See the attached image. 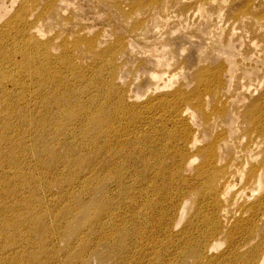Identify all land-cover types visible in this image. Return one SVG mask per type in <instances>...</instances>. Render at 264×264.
Segmentation results:
<instances>
[{
	"label": "rangeland",
	"instance_id": "obj_1",
	"mask_svg": "<svg viewBox=\"0 0 264 264\" xmlns=\"http://www.w3.org/2000/svg\"><path fill=\"white\" fill-rule=\"evenodd\" d=\"M181 1L0 0V99L15 100L19 105L9 118L11 129L22 126V136L32 140L31 144L34 145L33 148H27L28 151L36 149L37 146L49 149L55 140L66 142V145L59 144L58 151L61 154L69 151L72 161L80 165L66 171L68 175L71 172L73 177L72 182L67 185L71 176H64L65 172L48 169L39 172L37 168L22 171L24 177H36L40 173V177L46 176L47 180H52V175L55 174L58 181L60 179L65 183L63 188L52 187L49 193L41 186V179H38V188L28 183H25L24 187L18 186L20 182L18 183L14 172L8 168H0V175H6L5 181L0 183L3 204L8 202L4 200V195L14 190V197L9 201L14 205V199L22 189L18 202L21 208L26 203L32 206V193L40 194L41 204L35 207L41 210L40 223L36 220L31 232L35 238L33 256L38 259L36 264H81V253L84 260H87L85 264H100L98 254L103 248L98 247L96 237L95 240L89 238L87 246L78 241L79 234L64 237L61 236L62 232L85 230L84 222L86 219L97 217L100 206L108 209V214L120 211V220L116 218L117 230H123L128 227L132 217L129 203L140 206L141 201L145 199L143 193L147 192L146 196L153 198L151 200L161 197L168 200L174 198V190L169 189L167 193L159 190V180L147 182L142 187L130 181L134 169L128 154L131 156L132 150L138 146L149 154L159 151L156 159L164 162L166 168L174 164L171 157L160 158V150L165 147V143L171 147L168 142L175 144L177 141L167 137L164 132L166 129L161 128L162 103L176 93L181 95L178 97L192 101L211 95L212 93L208 92L212 90L201 88L200 81L203 76L211 80L210 76L221 71L217 79L228 83L231 92L227 95L225 91H221L223 89L219 82L214 83V93L218 94L210 105L203 106V112L201 110L190 115L189 136H196L200 145L206 146L215 138L219 147L218 154L226 157L228 161L245 149V139L248 142L249 138H253V141L259 142L256 147L246 149L251 158L257 157L258 151L264 148V139L254 133H223L227 122L234 121L237 117L242 120L241 112L247 110V105L249 109L253 100L258 101L256 105H259L264 113V0H224L221 6L220 0ZM179 3L185 6L180 8ZM197 7L200 8L199 11L193 13ZM219 7H222V12ZM227 7L234 8L232 15L226 14ZM203 12H209L210 19L207 14L203 15ZM245 15L259 20L251 39L243 29L231 30L232 25L237 23L235 21ZM218 16L224 20L220 26L221 30L215 29L214 19ZM249 40L258 45L256 50L248 48ZM16 52H21V56L22 53L32 54L35 58L34 66H21L19 62L13 61L10 55ZM231 61L237 65L236 70L227 66ZM36 67L45 68L43 87L40 89L42 91L37 87L38 79H34ZM74 69L80 70L81 74L74 73ZM228 70L237 73L235 80L230 77ZM166 71L174 75L173 86L169 89L160 88V80L153 78V74H164ZM236 84L241 90L235 89ZM2 91H6V94L3 95ZM64 95H68L69 99H79L76 109L70 100L67 107L69 115H66L57 103ZM90 96L96 99L97 105L89 106ZM242 98L244 102L241 105L239 100ZM125 99L130 107L122 105ZM45 101L50 103L45 105ZM154 101L161 104L157 105ZM1 106L0 104V109ZM85 107L90 109L91 113L89 117L80 118L82 124H85L88 118V121H93L95 117H90L91 115L97 114L101 108H107L105 112L108 121L102 130V137H96L94 131L88 137L101 141L99 144L102 145L106 130L115 143V153L110 156L102 152H97L98 156H94L93 152L96 150L91 148L90 142L83 140L82 135L76 138L73 134L79 132V129H87L88 126L77 124L78 129L75 132H63L59 138L50 135L53 131H63L68 127L66 124L72 122V118L75 119L81 114L79 109ZM192 107L194 106L187 102L180 108L191 110ZM222 108L223 116L218 114ZM18 111L19 114L27 111L28 116L34 119L27 121L30 125L26 121L23 122L19 115L15 116ZM173 113L172 111L171 114ZM44 117L47 120L56 118L59 120V126L48 124L43 140H40L35 128ZM4 118L5 115L0 110V124H3ZM235 127L236 124L232 126V131ZM9 136L15 138V134L9 133ZM223 143L227 147L219 146ZM32 145L28 144L27 147ZM29 155L31 156L30 152ZM43 159H48V156ZM23 161L24 165L31 163L35 166L30 157L25 156ZM35 161L39 164L38 159ZM257 161H261L260 156ZM102 165L107 174L115 168L117 171L111 173L112 180L95 183L104 172L103 167L100 169ZM90 166L94 167V172L86 171ZM59 167L60 165H57V169ZM61 168L59 169L62 170ZM92 173L96 174L91 175ZM151 174L153 172L148 175V181ZM117 176L121 177L122 182H115ZM104 183H108L104 188L91 189V186ZM65 189L68 193L76 192L75 196L68 197V200L71 198L70 201L76 204L71 213L66 200L57 197L59 192ZM129 191L132 193L130 198L127 195L122 196L121 192ZM115 205L119 206V210L115 211ZM236 206L239 204L232 202L227 210L232 215L242 214ZM192 207L193 204L189 203L188 210ZM20 210L17 209L10 215L3 207L0 217L5 215L11 220L14 216L16 222H13L17 224L26 220L29 212H32ZM154 214L157 216V212ZM58 216L64 218L62 231L54 232L56 235L51 237L53 233L48 234L46 228H51V221L55 222ZM237 219L234 220L235 223ZM121 222L125 223L123 229L118 228ZM231 225L229 223L228 227ZM97 227L96 225V229ZM87 232H93L92 228L89 227ZM238 233L241 234L242 231ZM148 235L154 236L156 241L163 239L162 231L151 226L148 228ZM44 237H48L46 245ZM15 239L14 236L9 237V242L13 245L3 250L2 256L14 257L16 251L23 247L22 243ZM218 240L224 242L222 237ZM257 241L254 239L252 242ZM2 243L3 237H0V246ZM219 244L216 252H226L227 244ZM84 246L88 248L85 250ZM101 264L120 263H115L107 257Z\"/></svg>",
	"mask_w": 264,
	"mask_h": 264
},
{
	"label": "bare ground",
	"instance_id": "obj_2",
	"mask_svg": "<svg viewBox=\"0 0 264 264\" xmlns=\"http://www.w3.org/2000/svg\"><path fill=\"white\" fill-rule=\"evenodd\" d=\"M181 2H189V0H182ZM223 2L224 0H220L219 5L221 6ZM191 3L193 2L191 1ZM178 6L183 8L185 5L179 3ZM199 9L197 7L193 13L198 12ZM219 11L222 12V7H219ZM233 11L234 8L227 7L226 14L232 15ZM206 14L210 19L209 12H203V15ZM238 15H244V13H238ZM214 21L216 24L215 29L221 30L220 26L223 25L224 20L218 16ZM258 21L249 15H245L235 21L237 23L232 25L231 30L243 29L246 35H249L248 38L251 39L256 31ZM247 46L249 49L252 48L254 50L258 47L251 40L247 41ZM10 58L15 62H19L21 66H34L35 62L32 54L27 55L22 53L21 56V52L12 53ZM227 66L231 70L237 69L234 61L229 62ZM44 70L45 68H34V79H38L36 84L39 90L43 87ZM74 73L81 74V71L74 69ZM220 73L221 71L210 76L213 82L204 76L200 81L202 89L212 90V92H208V94L212 93L211 95H206L196 101H192L191 99H182L178 97L181 95L176 93L172 98L162 103L163 120H160L161 128L166 129L164 132L167 137L176 139L177 141L175 144L168 142L172 145L171 147L165 143V147L160 150V158H173L174 164L172 166L166 168L164 162L156 159L159 151L149 154L147 150L136 146L132 150V155L128 154V157L132 160L131 165L134 169V174H131L130 181H134L139 187H142L147 182L159 180V190L166 193L169 189L174 190V198L168 200V198L161 197L151 200L153 198L147 197V192L143 193L142 195H145V199L141 201L140 206L129 203V212L132 217L129 220L128 227L125 229H123L125 223H120L118 228L123 230H117L116 218L119 219L118 214H120V211L108 214V209L100 206L97 212L98 216L86 219L84 222L83 228L85 230L79 231L78 229V231H74L73 229L69 232H62L61 236L71 237L79 234L78 241L87 246L88 239L92 238L95 240L96 237L98 247L103 248V251L98 254L100 264L106 261L107 257L109 260L120 264H264V148L258 151L257 157L251 158L246 149L256 147L259 142L253 141V138H249L248 142L245 139V145L247 144L244 147L245 149L231 161H228L226 157L218 154L219 147L216 144L215 138L210 145L206 146L200 145V141L196 136H189L188 134L191 130L190 115L194 112L199 113L201 110L203 112V106H208L212 100H215L218 94L217 92L214 93L215 82H219L222 85L223 90L221 91H225L227 95L230 94L231 87L229 84L220 82L217 79ZM228 73L232 79H236L237 73L229 70ZM153 78L160 80V84L158 85L160 88L169 89L173 86L174 75L170 71H166L164 74H153ZM65 87L67 86L65 85ZM235 89L241 90V87L236 84ZM2 94L5 95L6 91H2ZM104 94L107 98L106 91ZM53 100L56 102V97ZM70 100L74 104L75 109L78 108L79 99H69L68 95H64L57 100L58 105L63 108L66 115L70 114L67 108ZM0 101L3 100L0 99ZM95 101L96 99L90 96L89 106L97 105ZM187 102L191 103L194 107L191 110L181 109V105ZM243 102V98L239 100L241 105ZM49 103L48 101L44 102L45 105ZM155 103L157 105L161 104L159 102ZM250 103L252 107L249 106L250 108L248 109L247 105V110L241 112L242 120L240 117H237L234 121L226 123V130L223 131L225 135L242 134L245 131L249 134L254 133L264 139V113L262 112V108L256 105L258 103L257 100H253ZM0 104L2 105L0 110L5 115L3 124H0V168L12 170L18 179V183L20 182L18 186L22 185L24 187L25 183H28L34 184L38 188L40 184L38 183V179H41V186L46 189L47 193L54 186L63 188L65 183L60 179L58 181L55 174L52 175V180H47L46 176L40 177V173L36 177H24L22 171L24 169L35 170L37 168L39 172L44 169H48V171L57 170L59 173L65 172L64 176H71L70 182L66 183V185L70 184L73 177L71 172L68 175L66 171L77 168L80 165L72 161L69 151L65 154H61L58 151L59 144L66 145L67 143L55 140L49 149H42L37 146L36 149L28 151L27 148L34 147L31 144L32 140H27L24 135L22 136V126L11 129L12 124L9 122V118L13 116L16 106L19 107L17 101L8 100ZM122 105L126 108L130 107L126 99ZM106 109L101 108L97 114L91 115L90 117L95 118L91 122L88 121V118L85 124L80 123V118L83 116L89 117L91 111L87 107L79 109L81 114L75 119L72 118V122L66 124L68 127L64 128L63 131H53L54 134L51 132L50 135L52 137L55 135L57 138L63 132H75L78 129L77 124L88 126L87 129H79V132L73 134L76 138L82 135L83 140L90 142L91 148L96 150V152H93L94 156H98L97 152L110 156L112 153H115V143H113L106 130L104 131L102 145L99 144L101 141L88 137L92 131H94L93 133L96 137H102V130L108 121ZM172 111L174 112L173 114H171ZM223 112L224 109L219 111L218 114L223 116ZM18 115L23 122L34 120L28 116L27 111L20 114L18 111L15 116ZM204 117L205 114H203V120ZM206 119L208 120L207 115ZM39 121L40 125L35 130L38 134L37 138L40 140H43L44 130L48 124L54 123L55 126H59V120L56 118L47 120L44 117ZM27 124L30 125L28 122ZM215 124L216 122H214ZM234 124H236V127L232 131ZM9 133L15 134V138L10 137ZM28 144L32 146L27 147ZM38 144H40V141H38ZM219 146L227 147L225 143ZM52 150L53 152H51ZM25 156L30 157L31 162L36 167L31 163L24 165L23 158ZM44 156H48V159H43ZM109 156L107 157L108 159ZM258 156L261 157V161L259 162L257 161ZM33 158L38 159L40 165ZM151 158L153 159L151 160ZM57 165H60L63 171L59 169L60 167L57 169ZM148 166L154 169L151 170ZM102 167L104 172L95 183L112 180L111 173H116L117 171L115 168L107 174L103 165L100 169ZM89 170L94 172V167L90 166L86 171L89 172ZM150 172H153V174H151L152 176L148 181ZM94 174L96 173H92L91 175ZM5 178L6 175H0V183H3ZM21 179L22 181H20ZM115 182H122L121 177H115ZM107 185L108 183L97 184L91 186V189L104 188ZM21 190H19V195L17 194L14 199V205L9 199L14 197L15 190L4 195V200H8L4 204L2 202V194L0 193V215L3 207L6 209L7 214L10 215L17 209H21L20 211H32L29 212L26 220L20 221L17 224L13 219L14 216L11 217V220H9L10 218L7 219L8 217L5 215L3 218L0 217V237H3V243L0 246V264H36L38 261L33 256L35 238L31 232L36 220L37 223L40 220L41 210L35 208L41 204L40 194L32 193L30 195L34 199L32 206L26 203L21 208L18 204ZM65 191L66 189L60 191L57 197L66 200L67 208L69 213H71L76 204L70 201L71 198L68 200V197L75 196L76 192L71 191L68 193ZM101 191L104 192V189ZM121 194L122 196L127 195L129 198L132 195L130 191L128 193L121 192ZM80 196L83 198L82 195ZM232 202L239 204L236 207L242 214L232 215L227 210V207ZM189 203L193 204V207L188 210ZM11 208L13 209L10 212ZM116 210H119L118 205H115ZM94 212L93 210L92 213ZM154 212H157V216ZM236 218L238 219L235 223L234 220ZM103 219H105L104 222ZM63 220V217L58 216L55 222L51 221V228H46L49 231L48 234L53 233L51 237L56 235L54 232L58 231L60 233L62 231L61 224ZM229 223L232 225L228 227ZM96 225L98 226L97 229ZM149 226L162 231L163 239L156 241L154 236L148 235ZM89 227L92 228L93 232H87ZM239 231H242V233L239 234ZM10 236H14L15 240L20 241L23 247L16 251L14 257H4L1 255V252L13 245L9 242ZM219 237H222L224 242L219 241ZM254 239L258 241L253 243ZM44 240L46 245L48 237H44ZM85 240L87 241L84 242ZM219 243L227 244L226 252H216L220 246ZM122 247H125V249H122ZM87 248L83 247L85 250ZM80 258L81 264L87 262L83 258V253L80 254Z\"/></svg>",
	"mask_w": 264,
	"mask_h": 264
}]
</instances>
